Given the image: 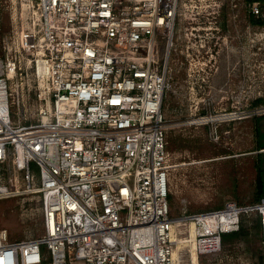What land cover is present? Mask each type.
I'll return each mask as SVG.
<instances>
[{"label": "built area", "instance_id": "1", "mask_svg": "<svg viewBox=\"0 0 264 264\" xmlns=\"http://www.w3.org/2000/svg\"><path fill=\"white\" fill-rule=\"evenodd\" d=\"M188 1L209 18L225 0H39L40 35L18 36L21 66L0 58V196L13 192L2 168L12 157L27 189L41 194L43 234L11 240L0 229V264H198L220 251L222 234L238 230L243 213L259 210L264 225V198L170 216L168 54L181 45L188 61L221 38L219 25L215 33L192 26L183 45L174 41ZM246 6L253 18L264 16L260 2ZM31 81L36 118L12 124L9 83L18 95Z\"/></svg>", "mask_w": 264, "mask_h": 264}, {"label": "rangeland", "instance_id": "2", "mask_svg": "<svg viewBox=\"0 0 264 264\" xmlns=\"http://www.w3.org/2000/svg\"><path fill=\"white\" fill-rule=\"evenodd\" d=\"M229 3L225 0L218 14L212 13L206 18L202 16L204 7L199 2L188 1L186 7L181 8L174 33V41L183 45L184 32L192 36V26L200 32V26H211L206 30L214 33L217 25L223 28L224 42L222 37L219 39L223 69L220 68L219 74L204 72L200 76H189L185 54L173 48L168 54L169 86L163 99V114L172 217L184 211L220 208L228 200L239 205L250 204L257 178H261L264 190V150H259L264 146V103L255 104L259 98H264V23L253 18L245 0H236L238 9L234 12ZM262 10L264 12V2ZM40 21L39 0H0V58H13L21 66L18 36L22 31H33L39 36ZM179 33L183 40H178ZM162 54L166 52L163 50ZM210 64L215 68L218 61L212 60ZM31 71L29 69L33 76ZM21 75L18 82L23 81ZM10 86L12 124L34 120L40 103L35 83L26 86V90L20 85L18 95ZM2 168L6 173L3 182L13 192L0 196V229H6L11 240L40 236L43 234L41 194L27 189V180L13 167L12 157L6 158ZM32 173L38 179L35 164H32ZM12 175L18 177L17 182H8ZM31 185L37 186V181ZM250 212L251 216L260 213L262 218L259 210ZM261 251L264 253V225L261 234L253 231L231 247L228 255L204 260L199 256L198 264H256ZM69 264L84 263L77 259Z\"/></svg>", "mask_w": 264, "mask_h": 264}, {"label": "trees", "instance_id": "3", "mask_svg": "<svg viewBox=\"0 0 264 264\" xmlns=\"http://www.w3.org/2000/svg\"><path fill=\"white\" fill-rule=\"evenodd\" d=\"M258 1L263 4L264 0H245L246 5ZM258 23H264V19L259 18ZM261 103H264V98H259L257 101H255L256 105H260ZM168 141V140H167ZM168 147V144H167ZM6 173L3 171L4 177ZM254 191V192H253ZM252 191L253 199L251 200L252 203L250 204H257L261 202L262 198H264V190L262 189V182L261 178H257L255 180V187ZM251 212L243 213L240 216V223H239V229L233 232H227L223 233L221 236V249L219 252L211 253V254H205L201 255L200 259L204 260V258H214L217 257H224L228 255V251H230L231 247L235 246L237 243H239L241 240L245 239L249 234H251L253 231L261 234L263 231V225H262V218L261 214H254L251 216ZM256 264H264V253L261 251L258 254L257 262Z\"/></svg>", "mask_w": 264, "mask_h": 264}, {"label": "flooded vegetation", "instance_id": "4", "mask_svg": "<svg viewBox=\"0 0 264 264\" xmlns=\"http://www.w3.org/2000/svg\"><path fill=\"white\" fill-rule=\"evenodd\" d=\"M222 32H223V28H221V37H222ZM223 38L224 36L222 37L221 41L224 42ZM198 44H199V40L197 39L195 40L194 46H198ZM177 51L181 52L180 47L177 48ZM182 53H184V51H182ZM201 53L202 54L200 55L196 53V49L192 50L193 55H191L192 57L188 60L189 62L188 74L201 75L204 74V72H206V74L210 73L211 75L219 74L221 69H223L220 63L222 60V55H221L222 46L219 40L215 38L206 40ZM201 60L203 61L201 62ZM212 60L218 61V66H216L215 68L212 67L214 66V64H210ZM200 62L202 63V65L203 64L207 65V67L205 68L204 66L200 65ZM220 87H222V84Z\"/></svg>", "mask_w": 264, "mask_h": 264}, {"label": "crops", "instance_id": "5", "mask_svg": "<svg viewBox=\"0 0 264 264\" xmlns=\"http://www.w3.org/2000/svg\"><path fill=\"white\" fill-rule=\"evenodd\" d=\"M259 150H264V146L263 147H260V149Z\"/></svg>", "mask_w": 264, "mask_h": 264}, {"label": "bare ground", "instance_id": "6", "mask_svg": "<svg viewBox=\"0 0 264 264\" xmlns=\"http://www.w3.org/2000/svg\"><path fill=\"white\" fill-rule=\"evenodd\" d=\"M0 189H2V190H3L4 188H0ZM262 209H263V211H264V206L262 207Z\"/></svg>", "mask_w": 264, "mask_h": 264}]
</instances>
